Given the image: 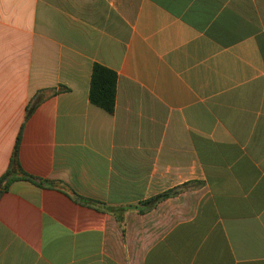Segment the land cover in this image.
Returning <instances> with one entry per match:
<instances>
[{
    "label": "crops",
    "instance_id": "0c3cea01",
    "mask_svg": "<svg viewBox=\"0 0 264 264\" xmlns=\"http://www.w3.org/2000/svg\"><path fill=\"white\" fill-rule=\"evenodd\" d=\"M2 178L0 264H264V0H0Z\"/></svg>",
    "mask_w": 264,
    "mask_h": 264
},
{
    "label": "trees",
    "instance_id": "16d2710c",
    "mask_svg": "<svg viewBox=\"0 0 264 264\" xmlns=\"http://www.w3.org/2000/svg\"><path fill=\"white\" fill-rule=\"evenodd\" d=\"M116 81H117V75L114 71L100 64H94L90 76V85H89V93H88L89 102L92 105L104 110L108 114H112L114 111V103H115V95H116ZM62 90H65V88H62ZM17 146H18V139L13 149L12 157L10 160V168H13L18 165L16 161L17 150H18ZM8 174H6V176ZM19 178L29 181L35 185H39V186L42 185V182L37 181L34 178L27 176L26 174H23L22 172ZM3 179L4 178H2L0 182H2ZM186 187L187 186H184L183 188ZM3 188H5V185H3ZM183 188H178L176 190H172L164 194H160L154 198L149 199L146 202V204H148L149 207H153L160 200H163L171 195L176 194V192H178ZM67 192L70 195V197H72L74 200L80 203H83L85 205L92 204L90 200L81 198L72 191L68 190Z\"/></svg>",
    "mask_w": 264,
    "mask_h": 264
}]
</instances>
